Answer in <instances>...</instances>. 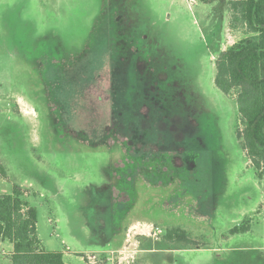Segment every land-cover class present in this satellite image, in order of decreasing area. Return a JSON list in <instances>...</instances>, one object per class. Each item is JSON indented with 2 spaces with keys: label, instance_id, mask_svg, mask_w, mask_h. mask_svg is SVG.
Instances as JSON below:
<instances>
[{
  "label": "rangeland",
  "instance_id": "rangeland-1",
  "mask_svg": "<svg viewBox=\"0 0 264 264\" xmlns=\"http://www.w3.org/2000/svg\"><path fill=\"white\" fill-rule=\"evenodd\" d=\"M229 24L228 0H0V196L24 188L41 249L264 264V175L215 84L221 51L250 36ZM176 226L198 243L168 242Z\"/></svg>",
  "mask_w": 264,
  "mask_h": 264
},
{
  "label": "trees",
  "instance_id": "trees-1",
  "mask_svg": "<svg viewBox=\"0 0 264 264\" xmlns=\"http://www.w3.org/2000/svg\"><path fill=\"white\" fill-rule=\"evenodd\" d=\"M216 0H199L212 3ZM230 27H242L249 37L243 38L216 60L215 84L224 93L236 94L240 124L237 136L250 164L264 175V0H228ZM0 176L8 170L0 159ZM38 211L26 197L24 188L13 185L10 194L0 196V242L13 244L11 264H67L62 251L40 248L37 232ZM241 225L232 233L244 232ZM165 239L173 244L198 242L181 227L166 230ZM87 264H96L85 258Z\"/></svg>",
  "mask_w": 264,
  "mask_h": 264
},
{
  "label": "crops",
  "instance_id": "crops-1",
  "mask_svg": "<svg viewBox=\"0 0 264 264\" xmlns=\"http://www.w3.org/2000/svg\"><path fill=\"white\" fill-rule=\"evenodd\" d=\"M195 1H199V0H195ZM114 250H116V249H113L111 252H113ZM12 253H13V249L9 253L3 255L2 257H0V259L4 260V263H6V264H11V255H12Z\"/></svg>",
  "mask_w": 264,
  "mask_h": 264
},
{
  "label": "built area",
  "instance_id": "built-area-1",
  "mask_svg": "<svg viewBox=\"0 0 264 264\" xmlns=\"http://www.w3.org/2000/svg\"><path fill=\"white\" fill-rule=\"evenodd\" d=\"M160 233H162V230L160 228H155L152 234L153 236H158Z\"/></svg>",
  "mask_w": 264,
  "mask_h": 264
}]
</instances>
